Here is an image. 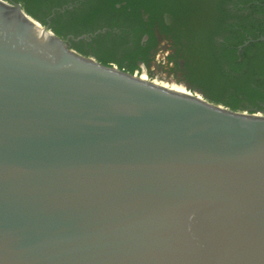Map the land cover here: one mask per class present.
Listing matches in <instances>:
<instances>
[{"label":"water","instance_id":"obj_1","mask_svg":"<svg viewBox=\"0 0 264 264\" xmlns=\"http://www.w3.org/2000/svg\"><path fill=\"white\" fill-rule=\"evenodd\" d=\"M171 83L0 0V264H264V113Z\"/></svg>","mask_w":264,"mask_h":264},{"label":"flooded vegetation","instance_id":"obj_2","mask_svg":"<svg viewBox=\"0 0 264 264\" xmlns=\"http://www.w3.org/2000/svg\"><path fill=\"white\" fill-rule=\"evenodd\" d=\"M29 3L35 19L84 58L136 66L203 95L204 86L212 87L226 102L236 95L241 108L264 113V0Z\"/></svg>","mask_w":264,"mask_h":264},{"label":"trees","instance_id":"obj_3","mask_svg":"<svg viewBox=\"0 0 264 264\" xmlns=\"http://www.w3.org/2000/svg\"><path fill=\"white\" fill-rule=\"evenodd\" d=\"M16 2H18L19 4L22 5L23 9L29 14L31 15L33 18H35V6L31 5L29 3V0H16ZM55 34H58L57 31H55ZM103 65L108 66L109 62L107 60H103L101 61ZM146 67L149 69L150 68V64L148 61H146ZM120 70H124L122 67L119 68ZM138 70V68L136 66H132L127 70H124V72H127L129 74H134L136 71ZM148 76L149 78H154L155 74L151 71H148ZM189 85H193L192 82L189 83ZM189 89H191L192 87H188ZM204 90V97L209 100L210 102L214 103V104H222L225 107L230 108L231 110L234 111H239V110H245V108H241L239 106V99L236 97V95H231L230 96V100L228 102H226L224 100V98L222 97V91L218 90V89H214V88H210V87H205L203 88ZM249 102H251L253 105L255 104V98L253 96H249L247 99ZM259 110H261V108H258Z\"/></svg>","mask_w":264,"mask_h":264},{"label":"bare ground","instance_id":"obj_4","mask_svg":"<svg viewBox=\"0 0 264 264\" xmlns=\"http://www.w3.org/2000/svg\"><path fill=\"white\" fill-rule=\"evenodd\" d=\"M141 78L143 80H146V77L145 76H141ZM157 83L158 85L164 87V88H168L172 91H175V92H179V93H182V94H190L189 91L185 90V88L182 86V85H176V84H166V83H158V82H155Z\"/></svg>","mask_w":264,"mask_h":264},{"label":"rangeland","instance_id":"obj_5","mask_svg":"<svg viewBox=\"0 0 264 264\" xmlns=\"http://www.w3.org/2000/svg\"><path fill=\"white\" fill-rule=\"evenodd\" d=\"M135 74V73H134ZM133 74V75H134ZM147 79L148 80H152V81H155V82H158V83H166V84H173V83H171L172 81H174V80H171V79H169L168 77H166V76H164V78H160V77H154V78H149V76H147ZM204 96V95H203Z\"/></svg>","mask_w":264,"mask_h":264},{"label":"built area","instance_id":"obj_6","mask_svg":"<svg viewBox=\"0 0 264 264\" xmlns=\"http://www.w3.org/2000/svg\"><path fill=\"white\" fill-rule=\"evenodd\" d=\"M134 75H138V76H145L146 77V79H147V76H148V74H147V72L145 71V70H143V71H141V72H135V74Z\"/></svg>","mask_w":264,"mask_h":264}]
</instances>
